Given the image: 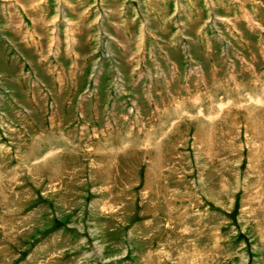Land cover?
<instances>
[{
	"label": "rangeland",
	"instance_id": "rangeland-1",
	"mask_svg": "<svg viewBox=\"0 0 264 264\" xmlns=\"http://www.w3.org/2000/svg\"><path fill=\"white\" fill-rule=\"evenodd\" d=\"M0 264H264V0H0Z\"/></svg>",
	"mask_w": 264,
	"mask_h": 264
}]
</instances>
